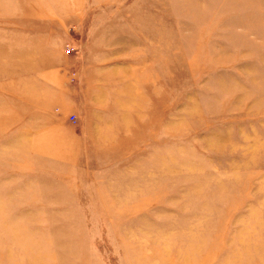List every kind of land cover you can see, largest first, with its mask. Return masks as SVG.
Masks as SVG:
<instances>
[{"label": "rangeland", "instance_id": "374dc122", "mask_svg": "<svg viewBox=\"0 0 264 264\" xmlns=\"http://www.w3.org/2000/svg\"><path fill=\"white\" fill-rule=\"evenodd\" d=\"M0 264H264V0H0Z\"/></svg>", "mask_w": 264, "mask_h": 264}, {"label": "crops", "instance_id": "0c3cea01", "mask_svg": "<svg viewBox=\"0 0 264 264\" xmlns=\"http://www.w3.org/2000/svg\"><path fill=\"white\" fill-rule=\"evenodd\" d=\"M63 24L64 23L53 24V25H55V27H59V26L62 27ZM50 25H51V23L42 24V25H39L38 23H34V24H31V26H29V24H26L24 26V24L21 23L20 27L21 28L25 27L27 29L26 30L21 29L22 30V32H21L22 33L21 34L22 41L19 42L20 45H22L24 43V40H23L24 35H25L24 38L26 40L25 43H26L27 47L32 45V47L34 48L33 45H35L36 42L43 44V42L46 41V39H44V37H45L44 35L49 33L50 28L48 29V27ZM36 28H39L42 30L39 31V29H36ZM44 28H45V30H44ZM26 46H25V55L19 54L20 52H22L24 50V49H22V50L20 49V51H18V53L14 52L15 56H14L13 60L16 59L19 61L20 66L18 67V65H17V67H16L17 70L19 69L18 72L20 71L22 63H26L27 67H29V69L32 67V69L29 71L23 70V72L13 74V76H18V78L22 77L23 75L34 76L36 78L38 76L40 78L47 76L50 78V80H45L46 78L41 80V83L43 85L48 86L46 88V91L47 92L52 91L53 93L61 92L62 91L61 87L63 84L62 78H64V76H63L64 71H61V67L63 66L62 64L64 62L65 55H64V53H61V49H59L60 44H58V41L55 42V46H57V47L54 46L55 48H52L51 50L46 51V52H43L44 51L43 49L39 50L38 47H36L35 49L30 51V50L26 49ZM16 50H17V48H16ZM45 86H44V88H45ZM44 88L42 89V91L40 90V88L37 89L36 91L40 90L41 92H43L45 90ZM55 97H56V95H55ZM57 101H58V104L60 105L62 103V101H65V100L64 99L62 100V98L58 96ZM63 111H64V109H63Z\"/></svg>", "mask_w": 264, "mask_h": 264}, {"label": "built area", "instance_id": "2783aa9c", "mask_svg": "<svg viewBox=\"0 0 264 264\" xmlns=\"http://www.w3.org/2000/svg\"><path fill=\"white\" fill-rule=\"evenodd\" d=\"M68 49H70L68 46H67ZM67 50V49H66Z\"/></svg>", "mask_w": 264, "mask_h": 264}]
</instances>
